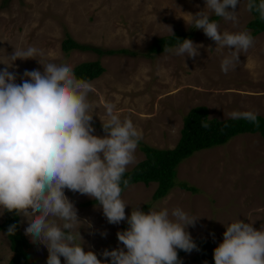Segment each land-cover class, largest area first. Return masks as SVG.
Here are the masks:
<instances>
[{"label":"rangeland","instance_id":"1","mask_svg":"<svg viewBox=\"0 0 264 264\" xmlns=\"http://www.w3.org/2000/svg\"><path fill=\"white\" fill-rule=\"evenodd\" d=\"M205 0H0V60H7L13 47L33 46L41 50L43 62L68 64L98 60L104 71L91 82L95 91L89 101L96 107L94 134L104 135L101 120L107 119L103 105L112 103L123 120L131 119L142 132L140 143L159 149L175 145L182 116L196 105L207 108L208 117L228 118L233 111H253L264 116V32L254 35V45L240 55L236 67L225 74L221 61L232 50L218 49L202 30L194 28L193 14L203 9ZM238 23L225 21L209 13L219 30H246L251 19L246 0H239ZM249 31V30H247ZM185 33L202 45L195 59L167 51L147 54L151 42L160 36ZM68 34L79 43L102 50H127V53L97 54L92 51L60 48ZM130 52V53H129ZM9 71L17 74V83L25 70L42 66L36 59L15 61ZM5 67L0 64V69ZM101 119V120H100ZM135 163L143 158L137 148ZM135 163L129 165L130 169ZM127 169V170H128ZM174 185L161 199L150 201L155 182L133 183L122 191L132 208L181 207L189 215L201 216L192 238L207 240L214 248L223 240L225 225L243 219L264 229V140L258 133H242L221 145L194 151L181 160ZM194 191L179 188L178 183ZM74 202L82 225L79 229L85 250L99 259L104 249L122 247L117 231L126 228L109 224L91 198L65 190ZM143 209V208H142ZM3 209L0 208V222ZM26 219L19 215V226L28 241L27 252L34 264H47L48 252L25 234ZM107 231L104 237L100 233ZM185 253L182 264H204ZM12 252L6 234L0 230V264H9ZM63 264V257H61Z\"/></svg>","mask_w":264,"mask_h":264},{"label":"clouds","instance_id":"2","mask_svg":"<svg viewBox=\"0 0 264 264\" xmlns=\"http://www.w3.org/2000/svg\"><path fill=\"white\" fill-rule=\"evenodd\" d=\"M238 4L239 0H205L203 9L208 11L193 14L194 28L218 49L232 50L221 61L225 74L253 47L254 37L247 30L221 32L209 13L238 23ZM246 8L264 21V0H247ZM200 47L185 38L163 50L195 59ZM41 55L33 46L13 47L8 59L0 60L5 65L0 69V208L26 219L25 234L46 247L47 264H62L61 257L63 264H182L178 250H199L187 229L201 216L179 206L147 212L137 207L126 214L122 191L131 177L125 179L124 174L135 163L142 132L131 119L122 120L114 104L105 103L107 119H100L105 134H94L96 107L88 99L95 91L93 84L77 78L70 65L45 63ZM18 59H36L42 70H25L17 83V74L9 69ZM257 115L233 111L229 118L259 127ZM65 190L93 199L109 224L126 222L127 228L116 233L122 247L104 249L105 259L86 251L78 210ZM253 223L237 219L225 225L223 240L213 251L215 264H264V229ZM15 230L16 225H10L7 233ZM100 234L106 237L107 231Z\"/></svg>","mask_w":264,"mask_h":264},{"label":"trees","instance_id":"3","mask_svg":"<svg viewBox=\"0 0 264 264\" xmlns=\"http://www.w3.org/2000/svg\"><path fill=\"white\" fill-rule=\"evenodd\" d=\"M258 2L259 0H257ZM249 13L251 14V19L245 24L244 28L249 30L252 36L263 32L264 21L258 18V14L255 11ZM185 38H190V35L185 33H172L157 37L151 42L146 53L151 55L161 53L164 51V48L174 47ZM60 48L64 53L71 50L92 51L99 55L127 53V50L123 49L102 50L98 47L79 43L68 34H65L62 38ZM73 70L77 78L91 81L98 77L104 71V68L98 60H94L76 64ZM257 120L259 127L243 119L233 120L229 117L224 119L208 117V111L205 106H193L182 116L179 136L173 147L159 149L139 142L138 148L143 153V158L126 171L124 178L131 177L130 184L143 183L147 185L149 182H155L156 185L151 193L150 201L161 199L176 185L175 169L178 163L190 156L194 151L224 144L233 136L242 133H258L264 140V116L257 115ZM203 123H207L209 126L207 128L202 127ZM121 186L123 188V185ZM177 186L184 190L194 191L193 187L187 186L182 182L178 183ZM84 204L91 205L96 204V202L90 199ZM142 208L143 210L148 209L149 204H144ZM13 224L16 225V230L11 235L7 233V230ZM121 225L123 228L127 227L126 222H122ZM0 230L6 234L9 249L12 252L9 264H34L33 259L27 252L29 246L28 241L19 226V215L15 212L4 211L3 209ZM193 240L199 249L192 251L196 253L194 259L202 261L204 264H215L213 259L214 247L205 239L193 238ZM185 253L182 250H178L179 257Z\"/></svg>","mask_w":264,"mask_h":264},{"label":"crops","instance_id":"4","mask_svg":"<svg viewBox=\"0 0 264 264\" xmlns=\"http://www.w3.org/2000/svg\"><path fill=\"white\" fill-rule=\"evenodd\" d=\"M264 32V31H263ZM259 34V33H258Z\"/></svg>","mask_w":264,"mask_h":264}]
</instances>
